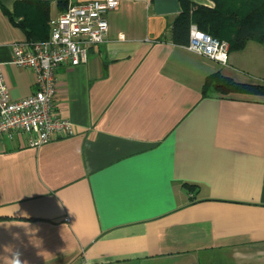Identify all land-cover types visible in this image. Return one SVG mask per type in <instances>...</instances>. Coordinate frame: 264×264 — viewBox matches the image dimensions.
<instances>
[{"label":"crops","instance_id":"crops-1","mask_svg":"<svg viewBox=\"0 0 264 264\" xmlns=\"http://www.w3.org/2000/svg\"><path fill=\"white\" fill-rule=\"evenodd\" d=\"M59 1L0 0L11 100L34 90L11 45L88 0ZM118 1L87 62L56 70L54 107L75 134L0 140V264L16 251L24 264H264V92L205 90L216 72L264 89V43L222 65L171 41L178 13Z\"/></svg>","mask_w":264,"mask_h":264},{"label":"built area","instance_id":"built-area-1","mask_svg":"<svg viewBox=\"0 0 264 264\" xmlns=\"http://www.w3.org/2000/svg\"><path fill=\"white\" fill-rule=\"evenodd\" d=\"M118 0H88L70 4L48 20L46 39H25L11 45V63L34 74L33 92L11 100L0 63V140L25 137L28 147L37 148L75 134L74 124L55 110L56 70L62 65L87 62L89 50L106 39V15L118 7ZM185 47L222 65L227 63L229 45L191 25Z\"/></svg>","mask_w":264,"mask_h":264},{"label":"trees","instance_id":"trees-1","mask_svg":"<svg viewBox=\"0 0 264 264\" xmlns=\"http://www.w3.org/2000/svg\"><path fill=\"white\" fill-rule=\"evenodd\" d=\"M212 1L215 5L213 8H209L189 1L180 2V0H178L180 11L176 19L171 23V41L173 43L177 45H187L190 38L191 25H195L198 30L219 40L221 39L216 35L224 31L226 27H232V35L228 41L229 49H240L249 38L253 37H257L259 41L264 43V28L255 25L252 26L247 21L244 8L242 7L244 5L239 4L241 0ZM59 3L65 4L66 2L61 0ZM211 86L215 90L222 92H264V89L259 86H242L235 84L231 79L223 77L219 72L207 78L205 90Z\"/></svg>","mask_w":264,"mask_h":264},{"label":"rangeland","instance_id":"rangeland-1","mask_svg":"<svg viewBox=\"0 0 264 264\" xmlns=\"http://www.w3.org/2000/svg\"><path fill=\"white\" fill-rule=\"evenodd\" d=\"M244 6V13L245 17H247V21L252 26H259L264 28V0H241V3ZM233 28L229 27L222 31L219 35H216L223 41L228 43L231 35H232Z\"/></svg>","mask_w":264,"mask_h":264},{"label":"water","instance_id":"water-1","mask_svg":"<svg viewBox=\"0 0 264 264\" xmlns=\"http://www.w3.org/2000/svg\"><path fill=\"white\" fill-rule=\"evenodd\" d=\"M153 9L157 14L178 13L180 6L178 0H153Z\"/></svg>","mask_w":264,"mask_h":264},{"label":"clouds","instance_id":"clouds-1","mask_svg":"<svg viewBox=\"0 0 264 264\" xmlns=\"http://www.w3.org/2000/svg\"><path fill=\"white\" fill-rule=\"evenodd\" d=\"M11 264H24L20 259V253L16 251L13 255L10 256Z\"/></svg>","mask_w":264,"mask_h":264}]
</instances>
